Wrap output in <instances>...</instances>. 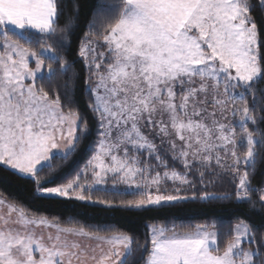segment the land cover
I'll return each instance as SVG.
<instances>
[{
	"label": "snow or ice",
	"instance_id": "obj_1",
	"mask_svg": "<svg viewBox=\"0 0 264 264\" xmlns=\"http://www.w3.org/2000/svg\"><path fill=\"white\" fill-rule=\"evenodd\" d=\"M80 8L0 0V167L44 198L125 210L234 198L264 217V171L253 183L264 165V0H95L70 60ZM81 79L98 136L85 164L49 186L53 158L90 136ZM224 183L231 192L209 190ZM147 229L141 241L62 223L0 195V264H264V227L247 216Z\"/></svg>",
	"mask_w": 264,
	"mask_h": 264
},
{
	"label": "trees",
	"instance_id": "obj_2",
	"mask_svg": "<svg viewBox=\"0 0 264 264\" xmlns=\"http://www.w3.org/2000/svg\"><path fill=\"white\" fill-rule=\"evenodd\" d=\"M75 2L76 0H66L69 11H71L72 5ZM78 2L81 8L79 22L72 36L70 60L76 59L75 49L77 47L78 38L82 37L83 33L87 30L85 20L95 0H78ZM61 23H63V19ZM75 70L80 72L81 76H83V65L79 61H77ZM64 79V77L57 75L53 83H63ZM76 97L80 102L81 110L89 118L90 136L87 140L82 142L78 151L67 160L62 159L60 155H56L53 158L51 163L56 168L55 175L57 179L54 184L49 186H56L65 182L78 168L85 164L91 155L90 147L98 136L96 122L87 111V96L83 92V79L76 83ZM256 170L258 175L253 181L254 184L261 179L259 173L264 171V165L258 163ZM46 172L47 169H45V173ZM43 174L44 173H42V175ZM209 190L217 193H224L231 192L232 188L229 184L224 183L222 185H217L215 189ZM0 195L22 204L33 213L58 219L62 223L70 218H75L86 225L106 223L132 234L141 241H143L148 231V224L164 219H175L177 223L185 224L215 222L219 226L227 227L228 224L235 221L236 217L247 216L257 226L264 227V217L254 215L247 204L237 203L234 198L231 200H213L207 202L199 199L189 200L174 206L153 207L144 210L108 209L99 204L93 205L74 199L40 197L36 194L35 185L31 180L26 178L22 179L18 175H14L11 171L4 170L3 167H0ZM96 195L103 196L105 194L97 193ZM123 198L131 199L132 197L125 196Z\"/></svg>",
	"mask_w": 264,
	"mask_h": 264
},
{
	"label": "crops",
	"instance_id": "obj_3",
	"mask_svg": "<svg viewBox=\"0 0 264 264\" xmlns=\"http://www.w3.org/2000/svg\"><path fill=\"white\" fill-rule=\"evenodd\" d=\"M33 66H34V64H33ZM57 155H60V154H57Z\"/></svg>",
	"mask_w": 264,
	"mask_h": 264
}]
</instances>
